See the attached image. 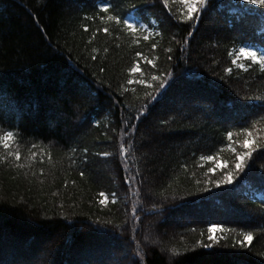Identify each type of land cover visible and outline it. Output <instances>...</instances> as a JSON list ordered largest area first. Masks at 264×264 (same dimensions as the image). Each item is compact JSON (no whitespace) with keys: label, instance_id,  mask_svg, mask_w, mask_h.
Here are the masks:
<instances>
[{"label":"trees","instance_id":"16d2710c","mask_svg":"<svg viewBox=\"0 0 264 264\" xmlns=\"http://www.w3.org/2000/svg\"><path fill=\"white\" fill-rule=\"evenodd\" d=\"M238 3L0 0V245L27 256L0 264H264V65L231 63L264 13Z\"/></svg>","mask_w":264,"mask_h":264},{"label":"snow or ice","instance_id":"6c2138e0","mask_svg":"<svg viewBox=\"0 0 264 264\" xmlns=\"http://www.w3.org/2000/svg\"><path fill=\"white\" fill-rule=\"evenodd\" d=\"M205 2H206V0H188V18L192 19L193 18V13L198 11L197 4H204ZM243 2L245 4L258 5L259 7L264 8V0H243ZM101 10L104 11V12L108 11L107 8H103ZM109 19H113V18L109 17ZM117 22L119 23L120 21H117ZM124 24L129 30H131L133 32L136 31L135 27L131 23H129L127 21H124ZM104 31L107 32V29H104ZM145 39H148V37L146 36ZM137 55H139V53H137ZM240 57H245L247 59L252 60L253 62H257V63H260V64L264 65V56L258 57L257 53H255V52H252V51H249V50H246V49H240L239 50V54L237 56V60H234L233 63H237V61L240 59ZM148 63H151V61H148ZM241 67H243V65H241ZM138 70L139 69L136 68V67L131 69L132 72H137ZM153 79H156V77H153ZM139 82L142 83V81H139ZM129 83H132V81H129ZM245 135L248 136V137L252 136V134L250 132H247V131L245 132ZM13 139H14V134L11 133V132H6L3 135H0V146H2L5 149H8L10 147V144L13 141ZM228 139L229 140L232 139V134L231 133H229ZM252 144H253L252 140H246L244 142L243 147H245L247 149V151H244L242 153H237L236 154V160H235V163H234V166H233L232 170H229V171H227L224 174L222 181H215L214 182L215 187L219 188V187H221L222 184L223 185L232 184L233 181L235 180L236 176L239 173L244 171L245 164H246L247 160L252 157V153H253V151H255V148L252 147ZM123 151L124 150L121 149V152H123ZM103 155L107 157L109 155V153H104ZM16 159L17 160L20 159V155H19L18 152L16 153ZM202 159L215 163V168H209L208 172H214L217 168H220V167L227 168V163L226 162H223V163L218 162L216 160V158H214L211 155L202 157ZM81 175H83V173H81ZM206 175H207V173H206ZM99 195L102 197V199L100 200V203L104 204L107 201V199H108L107 194L101 192V193H99ZM113 195H115V194H113ZM113 203H115L114 200H113ZM109 223H110V221H109ZM217 231L223 232L224 229L223 228H219L216 225L210 226L207 229V232L209 234L208 235V239L214 241L216 239V237L213 234L215 232H217ZM252 239H253V237H252L251 234L244 235L243 240L240 242L241 247L244 246L245 242L250 244L252 242ZM202 246L211 247L210 244L209 245H202Z\"/></svg>","mask_w":264,"mask_h":264},{"label":"rangeland","instance_id":"374dc122","mask_svg":"<svg viewBox=\"0 0 264 264\" xmlns=\"http://www.w3.org/2000/svg\"><path fill=\"white\" fill-rule=\"evenodd\" d=\"M238 4L243 8V9H247V10H259L262 11L264 13V8H261L259 7L258 5H249V4H245L243 2V0H238ZM185 5H186V2H185ZM125 21L131 23L132 25H134V23L136 22V20L132 17V16H128L126 17ZM126 27V26H125ZM127 28V27H126ZM146 30V29H145ZM152 32L151 29H147V34H150ZM240 49H246V50H249V51H252V52H255L256 51L254 49H252L251 47H242V48H239L236 52H235V57L238 56L239 54V50ZM264 54L262 55H258V57H262ZM241 59H245V60H250V59H247L245 57H240ZM252 61V60H251ZM253 62V61H252ZM137 66V65H136ZM214 235V234H213ZM143 242L144 244H148V245H154V244H159V240L156 238V232L154 230V227L152 226V224L146 226V237L143 238ZM12 243V242H11ZM15 243V242H14ZM9 246V244H8ZM4 248L2 249V252L5 251L4 255L6 254V256L9 254V253H12L15 254V256L17 257V255L19 254L20 256L24 257V258H27L26 256V252H24V250L22 248H20V246H18V243L16 242L15 243V247L12 246L11 249L9 248H6L7 247V243H3L0 245V252H1V248ZM10 247V246H9ZM128 248H126V246H122L121 247V250H122V253H124V256H126L125 252L127 251ZM125 251V252H123ZM123 256V257H124ZM8 258L10 259V257L8 256ZM34 258V257H33ZM31 259V262L32 260L35 261L34 264H42V262L44 261V257L39 255V256H36L34 259ZM8 259V260H9ZM43 260V261H42ZM130 260V259H129ZM30 264V263H29Z\"/></svg>","mask_w":264,"mask_h":264}]
</instances>
